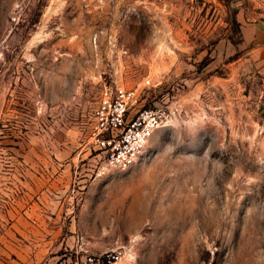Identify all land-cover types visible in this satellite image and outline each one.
<instances>
[{"label": "rangeland", "instance_id": "rangeland-1", "mask_svg": "<svg viewBox=\"0 0 264 264\" xmlns=\"http://www.w3.org/2000/svg\"><path fill=\"white\" fill-rule=\"evenodd\" d=\"M14 3L0 0V221L41 223L63 264L118 248V264H264V0ZM113 87L167 113L125 171L90 139Z\"/></svg>", "mask_w": 264, "mask_h": 264}, {"label": "built area", "instance_id": "built-area-1", "mask_svg": "<svg viewBox=\"0 0 264 264\" xmlns=\"http://www.w3.org/2000/svg\"><path fill=\"white\" fill-rule=\"evenodd\" d=\"M38 1L15 0L14 4L18 10ZM143 84L150 85V80L145 79ZM166 117L161 106H140L137 88L105 89L91 114V143L103 155L108 167L128 170L140 160L148 141ZM124 256V248H118L100 254L74 256L69 264H118Z\"/></svg>", "mask_w": 264, "mask_h": 264}, {"label": "crops", "instance_id": "crops-1", "mask_svg": "<svg viewBox=\"0 0 264 264\" xmlns=\"http://www.w3.org/2000/svg\"><path fill=\"white\" fill-rule=\"evenodd\" d=\"M87 4L92 6L91 3ZM105 6L109 7V4L101 5L100 13L105 12L103 10ZM41 229L42 224L39 222L0 221V264H13L9 260L12 255L17 257L14 260L15 264H61L59 256L54 255L53 252L47 256L41 252L44 237ZM16 233L19 236H16ZM53 236L54 232H51V238ZM63 261L69 264L70 258Z\"/></svg>", "mask_w": 264, "mask_h": 264}]
</instances>
